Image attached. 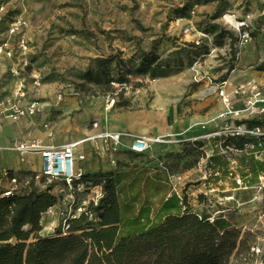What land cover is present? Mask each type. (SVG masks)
Segmentation results:
<instances>
[{
	"label": "rangeland",
	"instance_id": "obj_1",
	"mask_svg": "<svg viewBox=\"0 0 264 264\" xmlns=\"http://www.w3.org/2000/svg\"><path fill=\"white\" fill-rule=\"evenodd\" d=\"M260 3L261 0H0V48L3 50L0 54V83H7L10 88L15 83L14 93L16 87L22 84L25 94L23 103L41 105L39 113L21 119L41 117L43 102L59 107L66 99L75 98L78 110L74 114L83 113V120L90 127L95 123L98 111L127 119L137 111L149 110L159 92V85L164 87L166 83H180L186 88L177 102L181 112L175 122L200 121L201 115L218 110L219 106L217 94L207 98L201 95L206 87H215L224 75L229 80L238 71L261 70L256 66L258 52L252 46L253 49L249 47L242 52L235 72L230 73L229 56L232 53L225 39H233L234 34L223 20L225 15L244 17L256 14ZM187 27L191 29L190 34L184 35L183 30ZM201 31L214 36L213 45L218 50L209 55L204 48L206 57L203 59L201 49L190 47L196 42L201 44ZM249 50L254 53L253 59L248 56ZM148 54L152 55V62L148 66L142 65V57ZM108 58L111 61L104 62ZM96 60L103 62L97 63ZM139 65L149 70L139 75ZM13 73L17 76H12ZM119 75L126 78L127 84L122 87L112 84V89L107 91L108 82ZM35 76L39 77L38 86L34 85ZM40 89L51 90L52 93L44 99L36 98L37 94L33 92ZM6 95L0 99L10 105L14 94L13 99L5 102L9 97ZM111 100L113 104L107 109ZM56 119L51 114L40 126L36 120L35 128H49ZM214 131H193L187 136L188 141L181 142L178 148L157 158L150 156L151 151L156 149L137 157L132 152L119 151L116 154L123 159L114 163L115 170L137 173L143 168L161 167L168 176L182 179L180 189L184 201L178 205L173 196L172 204L176 203L179 208L183 207L197 216L207 211L201 205L208 207L209 212L215 211L223 206L216 201L230 196L226 190L232 187L226 179L214 178L215 169L210 165L206 171L211 177L208 181L204 178V168L200 164L202 151L210 154L209 145L213 149L218 141L205 140L204 136ZM53 139L54 136L47 138L50 144H53ZM11 147H4L2 151ZM77 163L83 162L76 160L75 166ZM255 178L256 174L251 184L255 183ZM218 179L220 184H217ZM126 182V177L120 176L115 182L121 205L128 202L131 206L128 220L133 219L129 225L122 227L121 235L135 234L152 227L168 214L154 208L156 204L148 195L152 192L147 182L142 191L141 181L133 182L128 192L122 187ZM41 186L43 182L39 183L37 191L45 189ZM211 190L214 192L208 195ZM164 191L162 188L157 194ZM103 196L102 187H90L84 200L88 207L98 204ZM253 197L251 190L234 193L239 203L248 202ZM212 205H215L214 208ZM234 205L233 201L224 207L231 209L228 217L236 218L239 239H246L248 248L234 252L226 264H264V198L241 206L237 211H234ZM60 208L58 203L53 215H43L42 237L53 236L58 230L63 232L58 216Z\"/></svg>",
	"mask_w": 264,
	"mask_h": 264
},
{
	"label": "built area",
	"instance_id": "obj_2",
	"mask_svg": "<svg viewBox=\"0 0 264 264\" xmlns=\"http://www.w3.org/2000/svg\"><path fill=\"white\" fill-rule=\"evenodd\" d=\"M260 5V10L256 14H249L244 17L238 15H225L223 17L224 22L227 23L234 34L233 39L228 37L225 39L227 48L232 53L229 56L230 65L232 66L230 73L235 72L236 65L241 60L242 52L251 46H255V50L258 52L256 66L261 67L260 72L264 73V0H261ZM229 20H232L233 24ZM190 31L191 29L187 27L183 30V34L189 35ZM213 39L214 36L210 37L201 31V44L196 42L194 45H201V49L207 48L210 55L214 51H218L217 48H214ZM0 54H3L2 48H0ZM204 57L206 55H201V59ZM12 76L15 77L17 74L13 73ZM229 80L224 75L215 87L209 86L203 91L205 98L217 94L223 110L217 114L218 125L214 129L215 131L204 136L205 140L218 139V141L213 149L209 145L208 152L210 154L202 151L200 164L204 168L202 169L205 175L204 178L208 181L211 174L207 173L206 169H209L208 165L211 166L212 158L215 156L224 157L227 160L225 179L230 182L232 188L226 190L230 193V196H225L216 201V204L223 205L221 208L209 212L208 207L201 205L202 208L207 210L201 213V218H205L211 224L221 220L228 224L229 229L238 230L236 218L228 217L231 209L224 207V205L234 201L233 208L234 211H237L241 206L253 203L260 197L264 198V171L259 172L256 175L255 183L251 184L254 180L251 174V160L264 168V82L259 83L252 79L244 80L227 92ZM34 85H39L38 76L34 77ZM24 98L22 84H19L15 89L13 103L6 105L4 102H0L2 118L17 120L39 113L41 105L36 102L23 103ZM58 100H60V97H58ZM112 104L113 100L109 102L107 109ZM92 128L96 129L97 125L94 123ZM98 141L101 143L102 153L106 156L108 154L114 155L120 150L141 155L147 153L152 145L166 144V142H157L149 137L133 136L127 132H100L86 136L81 141L70 142L57 147L36 148L35 146L12 145L8 151L20 155L28 151L39 154L41 169L38 174L25 177L21 181L17 176L7 171H0V199L10 197L14 192L17 193L31 188L36 189L39 183L43 182L41 187L54 188L51 193L61 205V208L58 209V216L61 219V228L65 232L68 229V222L78 217L87 208V202L84 200L86 190L82 184L76 183L81 180L83 171L76 168L75 162L76 160H85L83 154H78V149L82 144ZM125 142L127 144H124ZM0 151H2V148H0ZM212 152H215L214 155H211ZM241 171H244V176L241 175ZM213 177L219 178V172L215 171ZM220 182L221 180H218L217 184H220ZM167 183L170 193L166 201L174 196L182 205L183 200L181 199L180 189L182 179L168 176ZM249 190L254 192V197L248 202L239 203L235 200L234 193L236 191ZM210 192L214 191H208V195H210ZM56 206L49 208L45 214L53 215ZM214 206L212 205V208ZM198 218L200 217L198 216Z\"/></svg>",
	"mask_w": 264,
	"mask_h": 264
},
{
	"label": "trees",
	"instance_id": "obj_3",
	"mask_svg": "<svg viewBox=\"0 0 264 264\" xmlns=\"http://www.w3.org/2000/svg\"><path fill=\"white\" fill-rule=\"evenodd\" d=\"M190 47L201 49V45ZM152 60L151 54L144 55L142 65L148 66ZM147 69L140 66L137 74L144 75ZM112 84L122 87L127 80L119 75L108 82L107 91ZM29 176L17 177L21 181ZM119 176L124 177L83 173L76 183L85 190L100 186L104 196L70 220L65 232L58 230L50 237L40 234L43 215L58 204L51 189L31 188L0 199V264H226L234 252L247 250V241L239 239V230L227 229L220 221L211 224L184 208L180 215L166 214L152 227L121 235L122 227L133 219L128 220L131 206L121 205L117 195L115 182ZM167 209L165 206L161 210Z\"/></svg>",
	"mask_w": 264,
	"mask_h": 264
},
{
	"label": "crops",
	"instance_id": "obj_4",
	"mask_svg": "<svg viewBox=\"0 0 264 264\" xmlns=\"http://www.w3.org/2000/svg\"><path fill=\"white\" fill-rule=\"evenodd\" d=\"M203 49L204 48L201 49V53L204 52ZM251 49H253L252 46ZM251 51L252 50H249L248 56H251L253 59L252 55L254 53ZM262 73L263 72L260 71L248 72L247 70L236 72V74H234L229 80L227 92L244 80L252 79L259 83H263L264 74ZM14 85L10 88L7 83H0V98L2 96H7L6 94L9 95L5 102L11 98L13 99ZM185 86L182 84L180 85V83H175L173 85L166 83V86L164 87L159 85V92L156 93L154 104L151 105L149 110L137 111L127 119H119L115 116H110V114L105 113L104 111H98L97 119L95 121V124L97 125L96 129L90 127L89 124H85L83 113L79 112L78 114H74L78 110L75 98L66 99L62 106L59 107L57 105H53L52 107L50 103L43 102L42 115L34 120L26 118L18 121H8L2 118L0 110V148L4 149V147H10L11 145H23L25 147L35 146L36 148L57 147L66 143L81 141L86 136L100 132H127L138 137L157 138L163 136L167 140H172V145L169 143L152 145L150 151L152 149L156 150L154 152L151 151L152 154L150 156L151 158H157L162 156L165 152L170 153V150H173V148H178V145L181 142L188 141L186 138L191 132L199 131L201 129L213 131L218 125L217 114L222 111L220 103L217 108L218 110L213 109L205 116L201 115L200 121L190 122V120H187L181 123L178 121L175 122L176 116L181 112L177 102H179V98L186 88ZM33 93L37 94L36 98L44 99L47 95H51L52 92L51 90L40 89L35 90ZM191 97L192 96H190V98ZM27 99H29L28 93ZM0 102H2L1 99ZM51 114H53V118L56 117L58 119L50 124L49 128H35L34 121L37 120L39 124L38 126H40ZM59 119L61 120L59 121ZM51 136H54L53 144H50L47 140V138ZM124 144H127V142ZM101 148L102 146L99 141L90 144H82L78 149V154H83L85 160L82 161V164L77 163L76 168L82 170L84 174H95L99 172L112 173L114 176L121 174L127 179L126 185L124 183L122 185L123 188H127V192L129 191L131 182L141 181L140 191L144 189L145 183L147 182L149 190L152 192L148 195L154 199L153 201H155L156 204L154 208L162 209L163 207L168 206V214L180 215L182 213L183 207H178L180 203H178V205L176 203L172 204L171 199L165 204L166 198L170 193V188L167 183L168 173L166 170L154 166L151 169L143 168L137 173H132V171H116L114 163L123 158H119L117 156L118 154H108L106 156L102 153ZM122 151L125 150H120V152ZM214 160H217V162H213V167L215 171L219 172V178L225 179L227 160L224 157L215 156L212 158L211 163ZM251 166L252 177L259 172L264 171V168L253 162V160H251ZM40 169V156L34 151H28L22 155L8 150L0 151V171H7L12 175L20 177L25 174H38ZM240 173L242 176L245 174L244 171H241ZM162 188L165 189V191L158 195L157 191L160 192ZM127 197L128 199L130 198L129 193L127 194ZM141 197H143L144 204V195ZM154 208L151 206L152 212L154 211ZM156 211L158 213V210ZM218 221L223 222L221 220Z\"/></svg>",
	"mask_w": 264,
	"mask_h": 264
},
{
	"label": "bare ground",
	"instance_id": "obj_5",
	"mask_svg": "<svg viewBox=\"0 0 264 264\" xmlns=\"http://www.w3.org/2000/svg\"><path fill=\"white\" fill-rule=\"evenodd\" d=\"M230 21V23H232L233 24V22H232V20H229ZM201 95H203V93H201ZM151 139H153V140H156L157 142H161V143H169V144H171V143H173V141L172 140H167L165 137H157V138H151Z\"/></svg>",
	"mask_w": 264,
	"mask_h": 264
}]
</instances>
